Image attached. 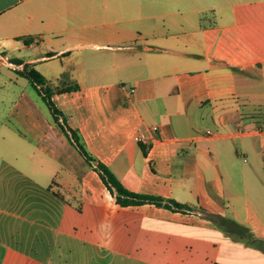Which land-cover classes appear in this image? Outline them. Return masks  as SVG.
<instances>
[{
	"label": "crops",
	"instance_id": "obj_1",
	"mask_svg": "<svg viewBox=\"0 0 264 264\" xmlns=\"http://www.w3.org/2000/svg\"><path fill=\"white\" fill-rule=\"evenodd\" d=\"M0 57L17 84L28 80L12 58L47 78L127 188L254 238L153 203L112 205L21 90L0 115V264H163L145 256L157 240L165 264H264V0H0Z\"/></svg>",
	"mask_w": 264,
	"mask_h": 264
},
{
	"label": "trees",
	"instance_id": "obj_2",
	"mask_svg": "<svg viewBox=\"0 0 264 264\" xmlns=\"http://www.w3.org/2000/svg\"><path fill=\"white\" fill-rule=\"evenodd\" d=\"M10 62L21 65L20 67L14 68L15 72L25 77L33 85V87L37 90L39 95L46 103L52 117L58 123L60 129L67 137L68 141L71 143V145H73V147H75L85 162L98 173L102 182L106 185L111 194L112 205L127 206L153 203L157 206H164L168 209H171L172 211L199 214L205 218L211 219L227 230L238 234L240 237L254 241L253 235L248 227L240 224L234 219L227 218L217 212L208 210L203 206H196L188 202L178 201L174 198L146 194L127 188L107 164L99 160L88 150L79 131L69 124L67 116L54 101V89L50 86L47 78L37 69H35L33 65L23 63L19 58H12L10 59ZM76 87H78V84L65 86L62 88V90L68 91L75 89Z\"/></svg>",
	"mask_w": 264,
	"mask_h": 264
},
{
	"label": "rangeland",
	"instance_id": "obj_3",
	"mask_svg": "<svg viewBox=\"0 0 264 264\" xmlns=\"http://www.w3.org/2000/svg\"><path fill=\"white\" fill-rule=\"evenodd\" d=\"M24 82H25L24 85L19 83L17 84L14 82L13 70L8 65L7 59H3L2 57H0V108H1L0 115L1 116H3V114L6 113L5 110L6 106H8L17 99L21 90H24L31 98H33L36 102H38L43 108L45 109L48 108L42 97L37 92V90L33 87V85L28 81H24ZM161 245H164V240H157L156 241L157 247H155V249L153 250L151 249L150 252L145 250V256L155 258L159 262L165 264V260L162 259L165 258V255L163 257V252H162L165 247H162ZM153 254L156 255L153 256Z\"/></svg>",
	"mask_w": 264,
	"mask_h": 264
},
{
	"label": "built area",
	"instance_id": "obj_4",
	"mask_svg": "<svg viewBox=\"0 0 264 264\" xmlns=\"http://www.w3.org/2000/svg\"><path fill=\"white\" fill-rule=\"evenodd\" d=\"M152 129H153V131L155 132V131H157L158 127H157V126H153ZM206 134H212L211 130L207 129V130H206ZM136 139L139 140V141H141V142L147 140V138H146L145 136H143V135H138V136L136 137Z\"/></svg>",
	"mask_w": 264,
	"mask_h": 264
},
{
	"label": "bare ground",
	"instance_id": "obj_5",
	"mask_svg": "<svg viewBox=\"0 0 264 264\" xmlns=\"http://www.w3.org/2000/svg\"><path fill=\"white\" fill-rule=\"evenodd\" d=\"M8 59V58H7ZM124 87V86H123ZM38 96V95H37ZM43 101V100H42ZM56 103V102H55ZM45 104V103H44ZM140 142V141H139ZM111 201V200H110Z\"/></svg>",
	"mask_w": 264,
	"mask_h": 264
}]
</instances>
